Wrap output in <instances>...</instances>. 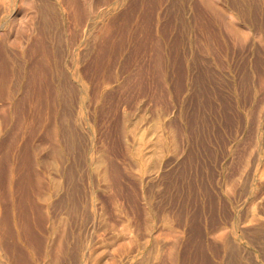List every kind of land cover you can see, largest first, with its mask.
Instances as JSON below:
<instances>
[{"label":"rangeland","instance_id":"rangeland-1","mask_svg":"<svg viewBox=\"0 0 264 264\" xmlns=\"http://www.w3.org/2000/svg\"><path fill=\"white\" fill-rule=\"evenodd\" d=\"M25 1L0 0V264H264V0Z\"/></svg>","mask_w":264,"mask_h":264},{"label":"bare ground","instance_id":"bare-ground-1","mask_svg":"<svg viewBox=\"0 0 264 264\" xmlns=\"http://www.w3.org/2000/svg\"><path fill=\"white\" fill-rule=\"evenodd\" d=\"M29 1H31V0H29ZM29 1H27V3H28ZM39 1L41 2L42 0H39ZM61 1H62V0H61ZM100 1H101V0H100ZM102 1H103V0H102ZM142 1H143V0H142ZM146 1H147V0H146ZM155 1H156V0H155ZM161 1H162V0H161ZM72 2H73V1H72ZM152 2H153V1H152ZM156 2H157V1H156ZM174 2H175V1H174ZM22 3H23V2H22ZM25 3H26V1H25ZM27 3H26V4H27ZM51 3H52V2H51ZM96 3H97V2H96ZM178 3L180 4V2H178ZM28 4H30V3H28ZM28 4H27V5H28ZM31 4H32V3H31ZM39 4H40V3H39ZM73 4H75V3H72V6H74ZM104 4H106V3H104ZM117 4H118V3H117ZM117 4H116V5H117ZM149 4H150V3H149ZM93 5H94V4H93ZM142 5H143V4H142ZM152 5H153V3H152ZM176 5H177V4H176ZM181 5H182V4H181ZM48 6H49V5H48ZM99 6H100V5H99ZM143 6H144V5H143ZM146 6H147V5H146ZM156 6H157V5H156ZM179 6H180V5H179ZM32 7H33V6H32ZM96 7H97V6H96ZM96 7H95V8H96ZM115 7H116V6H115ZM177 7H178V6H177ZM24 8H25V6H24ZM28 8H30V7H28ZM28 8H27V9H28ZM56 8H57V7H56ZM56 8H55V9H56ZM70 8H71V7H70ZM85 8H86V7H85ZM154 8H155V7H154ZM157 8H158V6H157ZM157 8H155V9H157ZM178 8H179V7H178ZM67 9H69V7H68ZM73 9H74V8H73ZM146 9H147V8H146ZM151 9H152V7H151ZM98 10H99V9H98ZM147 10H148V9H147ZM94 11H95V10H94ZM91 12H92V6H91ZM102 12H103V11H102ZM105 12H106V11H105ZM152 12H153V11H152ZM175 12H176V11H175ZM177 12H178V11H177ZM92 13H93V12H92ZM180 13H181V12H180ZM107 15H108V14H107ZM143 15H144V14H143ZM149 15H150V14H149ZM175 15H176V14H175ZM146 16H148V15H146ZM199 17H200V16H199ZM104 18H105V17H104ZM144 18H145V16H144ZM149 18H150V17H149ZM101 19H102V17H101ZM94 20H95V19H94ZM145 21H146V20H145ZM94 22H95V21H94ZM94 22H93V23H94ZM89 23H90V22H89ZM90 25H91V24H90ZM182 25H183V24H182ZM112 26H113V25H112ZM108 27H109V25H108ZM109 28H110V27H109ZM235 28H236V27H235ZM238 28H239V27H238ZM110 29H112V28H110ZM110 29H109V30H110ZM147 29H148V28H147ZM243 29H245V28H243ZM238 31H239V30H238ZM240 31H241V30H240ZM240 31H239V32H240ZM242 31H244V30H242ZM242 31H241L240 33H242ZM243 33H244V32H243ZM107 36H108V35H107ZM107 36H106V37H107ZM111 36H112V35H111ZM109 37H110V36H109ZM112 37H113V36H112ZM103 38H105V37H103ZM107 38H108V37H107ZM113 39H114V38H113ZM103 40H105V39H103ZM114 40H115V39H114ZM81 41H82V39H81ZM89 41H90V40H89ZM89 41H88V42H89ZM86 42H87V39H86ZM108 43H109V42H108ZM84 44H87V43H84ZM101 44H102V42H101ZM103 45H104V44H103ZM158 45H159V44H158ZM158 45H157V46H158ZM85 46H86V45H85ZM106 47H107V46H106ZM108 47H109V45H108ZM86 48H87V47H86ZM101 48H102V47H101ZM158 48H159V47H158ZM108 78H109V77H108ZM105 80H106V79H105ZM63 89H64V88H63ZM107 93H108V92H107ZM104 95H105V94H104ZM97 97H98V96H97ZM66 122H67V121H66ZM67 123H68V122H67ZM70 127H71V126H70ZM60 128H62V127H60ZM71 129H72V128H71ZM72 130L74 131L75 129H72ZM69 135H70V134H69ZM261 135H262V134H261ZM69 137H70V136H69ZM74 137H75V135H74ZM60 149H61V148H60ZM170 161H171V160H170ZM166 162H167V160H166ZM163 163H164V162H163ZM68 169H70V168H68ZM72 171H73V170H72ZM13 174H14V173H13ZM76 174H77V173H76ZM149 174H151V173H149ZM14 175H15V174H14ZM65 175H66V174H65ZM66 176H68V175H66ZM69 177H71V176H69ZM74 177H75V176H74ZM28 178H29V177H28ZM28 178H26V179H28ZM14 179H15V178H14ZM30 179H31V178H30ZM69 179H71V178H69ZM152 180H153V179H152ZM27 182L29 183L30 180H27ZM148 183H150V182H148ZM148 183H147V184H148ZM243 183H244V182H243ZM263 183H264V182H263ZM150 185H151V184H150ZM236 185H237V184H236ZM246 185H247V184H246ZM240 186H241V185H240ZM247 186H248V185H247ZM244 187H246V186L244 185ZM238 188H239V187H238ZM238 188H237V189H238ZM258 188H259V187H258ZM26 190H27V189H26ZM246 191H247V190H246ZM27 193L29 194V192H27ZM27 193H26V194H27ZM49 195H50V194H49ZM48 197H49V196H48ZM25 198H27V196H26ZM25 198H24V199H25ZM28 199H32V198H31V197H30V198L28 197ZM62 199H63V198H62ZM59 200H61V199H59ZM27 201H28V200H27ZM36 201H37V200H36ZM55 201H57V199H56ZM62 201H63V200H62ZM25 202H26V201H25ZM25 202H24V203H25ZM29 202H31V201L29 200ZM32 202H34V201L32 200ZM32 202H31V203H32ZM58 203H59V201H58ZM69 203H70V202H69ZM25 204H26V203H25ZM26 205H27V204H26ZM26 205H25V206H26ZM37 205H38V204H37ZM56 205H57V204H56ZM60 205H61V204H60ZM74 207H75V206H74ZM38 208H39V207H38ZM50 209H52V208H50ZM40 210H41V209H40ZM50 211H52V210H50ZM26 212H27V211H26ZM242 216H243V215H242ZM253 216H254V215H253ZM25 217H26V216H25ZM251 217H252V216H251ZM251 217H250V218H251ZM255 217H257V216H255ZM253 218H254V217H253ZM237 219H238V218H237ZM245 219H246V218H245ZM252 220H253V219H252ZM252 220H251V221H252ZM237 221H238V220H237ZM258 221H259V220H258ZM262 221H263V220H262ZM253 223H255V221H254ZM256 223H257V222H256ZM256 223H255V224H256ZM260 223H261V222H260ZM257 224H258V223H257ZM262 224H264V223H262ZM251 225H252V223H251ZM254 226H255V225H254ZM241 227H242V225H241ZM247 227H248V226H247ZM251 227H252V226H251ZM49 228H50V227H49ZM243 228H245V227L243 226ZM262 228H263V227H262ZM55 229H56V227H55ZM251 229H252V228H251ZM251 229H250V230H251ZM255 229H256V228H255ZM244 230H245V229H244ZM247 230H248V229H247ZM259 230H260V229H259ZM261 230H262V229H261ZM261 230H260V231H261ZM220 232H222V229H221ZM243 232H246V231H243ZM226 233H227V232H226ZM251 233H252V232H251ZM251 233H250V234H251ZM253 233H254V230H253ZM262 233H263V231H262ZM242 234H243V233H242ZM260 234H261V233H260ZM223 235H225V233H224ZM248 235H249V234H248ZM253 235H254V234H253ZM177 236H178V235H177ZM218 236H219V235H218ZM227 236H228V235H227ZM249 236H250V235H249ZM255 236H256V235H255ZM263 236H264V235H263ZM221 237H222V236H221ZM225 237H226V236H225ZM228 237H229V236H228ZM246 237H247V236H246ZM259 237H260V235H259ZM173 238H174V237H173ZM223 238H224V237H223ZM253 238H254V237H253ZM255 238H256V237H255ZM53 239H54V238H53ZM55 239H56V238H55ZM61 239H63V238H61ZM174 239H175V238H174ZM177 239H178V238H177ZM231 239H232V238H231ZM158 240H159V239H158ZM158 240H157V241H158ZM179 240H180V238H179ZM225 240H226V239H225ZM225 240H224V241H225ZM254 240H255V239H254ZM259 240H260V239H259ZM51 241H52V240H51ZM60 241H62V240H60ZM236 241H237V240H236ZM62 242H63V241H62ZM62 242H61V244H62ZM159 242H160V240H159ZM230 242H231V241H230ZM251 242H252V241H251ZM254 242H255V241H254ZM163 243H164V242H163ZM177 243H178V242H177ZM231 243H232V242H231ZM257 243H258V242H257ZM63 244H65V243H63ZM155 244H156V243H155ZM171 244H175V243H171ZM171 244H170V245H171ZM227 244H228V243H227ZM227 244H226V245H227ZM260 244H261V243H260ZM52 245H53V244H52ZM160 245H161V244H160ZM223 245H224V244H223ZM234 245H235V244H234ZM238 245H239V244H238ZM252 245H253V244H252ZM59 246H61V245H59ZM162 246H163V245H162ZM174 246H175V245H174ZM202 246H203V245H202ZM228 246H229V245H228ZM52 247H53V246H52ZM61 247H62V246H61ZM70 247H71V245H70ZM70 247H69V248H70ZM76 247H78V246H76ZM160 247H161V246H160ZM163 247H164V246H163ZM166 247H167V246H166ZM175 247H176V246H175ZM226 247H227V246H226ZM236 247H237V246H236ZM240 247H241V246H240ZM257 247H258V246H257ZM170 248H171V247H170ZM170 248H169V249H170ZM202 248H204V247H202ZM229 248H230V247H229ZM52 249H53V248H52ZM160 249H161V248H160ZM164 249H165V248H164ZM169 249H168V251H169ZM174 249H175V248H174ZM226 249H227V248H226ZM233 249H234V248H233ZM59 250H62V249H59ZM72 250H73V248H72ZM74 250H75V249H74ZM166 250H167V249H166ZM172 250H173V249H172ZM224 250H225V249H224ZM227 250H228V249H227ZM234 250H235V249H234ZM238 250H239V249H238ZM262 250H264V249H262ZM62 251H63V250H62ZM164 251H165V250H164ZM176 251H177V250H176ZM241 251H242V250H241ZM260 251H261V250H260ZM58 252H60V251H58ZM78 252H79V251H78ZM162 252H163V251H162ZM165 252H166V251H165ZM165 252H164V253H165ZM170 252H171V251H170ZM170 252H169V253H170ZM174 252H175V251H174ZM231 252H232V251H231ZM245 252H246V251H245ZM245 252H244V254H245ZM248 252H249V251H248ZM50 253H51V252H50ZM55 253H56V252H55ZM61 253H62V252H61ZM73 253H74V252H73ZM226 253H227V252H226ZM234 253L236 254L235 251H234ZM238 253H239V252H238ZM250 253H251V252H250ZM59 254H60V253H59ZM59 254H58V255H59ZM71 254H72V253H71ZM75 254H77V253H75ZM83 254H84V253H83ZM158 254H159V253H158ZM161 254H162V253H161ZM227 254H228V253H227ZM244 254H243V255H244ZM247 254H248V253H247ZM251 254H252V253H251ZM41 255H42V254H41ZM44 255H45V254H44ZM155 255H156V254H155ZM171 255H172V254H171ZM174 255H176V254H174ZM52 256H53V255H52ZM55 256H56V255H55ZM70 256H71V255H70ZM157 256H158V255H157ZM157 256H156V257H157ZM166 256H167V254H166ZM191 256H192V255H191ZM223 256H224V255H223ZM229 256H230V255H229ZM251 256H252V255H251ZM43 257H44V256H43ZM66 257H67V256H66ZM89 257H90V256H89ZM160 257H161V256H160ZM160 257H159V258H160ZM204 257H206V256H204ZM204 257H203V258H204ZM242 257H243V256H242ZM244 257H245V256H244ZM57 258H59V257H57ZM57 258H56V259H57ZM74 258H75V257H74ZM90 258H91V257H90ZM164 258H165V257H164ZM164 258H162V259L164 260ZM168 258H170V255H169ZM247 258H248V257H247ZM51 259H52V258H51ZM59 259H60V258H59ZM88 259H89V258H88ZM96 259H97V258H96ZM120 259H121V258H120ZM142 259H143V258H142ZM162 259H161V261H162ZM170 259H171V258H170ZM173 259H174V258H173ZM208 259H209V258H208ZM230 259H231V257H230ZM48 260H50V259H48ZM98 260H99V259H98ZM137 260H138V259H137ZM139 260H141V259H139ZM234 260H235V259H234ZM240 260H242V259H240ZM246 260H247V259H246ZM249 260H250V259H249ZM50 261H51V260H50ZM66 261H67V259H66ZM92 261H93V260H92ZM141 261H142V260H141ZM143 261H144V259H143ZM154 261H155V260H154ZM165 261H166V260H165ZM170 261H171V260H170ZM224 261H225V260H224ZM53 262H54V261H53ZM59 262H60V261H59ZM97 262H98V261H97ZM97 262H94V264L97 263ZM99 262H100V261H99ZM115 262H117V261H115ZM129 262H130V261H129ZM172 262H174V260H173ZM179 262H180V261H179ZM244 262H245V261H244ZM48 263H50V262H48ZM55 263H56V262H55ZM76 263H77V262H76ZM92 263H93V262H92ZM113 263H114V262H113ZM118 263H119V262H118ZM162 263H163V261H162ZM165 263H166V262H165ZM226 263H227V261H226ZM249 263H250V262H249ZM251 263H252V261H251ZM57 264H58V263H57ZM67 264H69V263H67ZM97 264H98V263H97ZM155 264H157V263H155ZM207 264H208V263H207Z\"/></svg>","mask_w":264,"mask_h":264}]
</instances>
